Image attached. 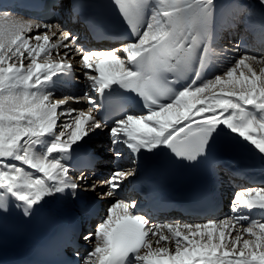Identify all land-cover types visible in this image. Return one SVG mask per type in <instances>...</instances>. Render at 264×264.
<instances>
[{
  "label": "snow or ice",
  "instance_id": "snow-or-ice-1",
  "mask_svg": "<svg viewBox=\"0 0 264 264\" xmlns=\"http://www.w3.org/2000/svg\"><path fill=\"white\" fill-rule=\"evenodd\" d=\"M115 3L130 37L105 49L85 48L58 24L0 13V211L15 201L30 215L48 197L99 186L106 189L99 197L113 202L83 236L91 247L79 264H264V186L237 192L232 215L222 219L152 223L135 211V201L119 196L135 168H116L91 184L84 170L72 174L74 146L104 129L116 160L127 153L135 163L167 148L196 161L226 130L264 159V56L244 52L206 76L215 55V0ZM258 4L264 9V0ZM74 61L88 91L57 98V79L73 71ZM124 93L132 94L135 109ZM69 100L89 107H63ZM109 106L119 109L111 126L96 115ZM85 167H94L92 158Z\"/></svg>",
  "mask_w": 264,
  "mask_h": 264
},
{
  "label": "bare ground",
  "instance_id": "bare-ground-1",
  "mask_svg": "<svg viewBox=\"0 0 264 264\" xmlns=\"http://www.w3.org/2000/svg\"><path fill=\"white\" fill-rule=\"evenodd\" d=\"M82 1L83 0H68L61 8V17L59 19V22L56 24L60 25L63 30L71 32L74 36H76L75 33H79L76 36L79 38L78 43L89 49L88 45L90 41L86 36L84 27L82 26L83 24L80 22L79 18L71 12L72 7H79ZM215 3V11H220L221 15L217 25V34L219 35V37H216L217 34H212L211 47L217 51V54L215 57L216 69L210 75V77L215 73L223 72L230 62L234 61L244 52L264 56V19L263 22L259 25H256L255 22L252 21V16L260 11V9L257 7V3L254 0H215ZM12 16L18 19L29 20L19 15ZM240 23H242V25L239 26ZM241 27L244 28L246 32H250V34L252 35V42L255 41L253 43V45L255 46H251L250 49L248 48L249 50H246L245 44H242L237 49L236 46L233 45V42L236 41L235 36L238 34ZM53 31H55V29H53ZM229 34L233 35V39L229 37ZM254 35L256 37H253ZM221 37L224 38L222 42H220ZM260 44H262L261 48H259ZM25 55L27 54L25 53ZM54 58L58 59V57H55V53ZM76 58L79 59V54H77ZM73 69L76 70V73L78 75L76 81L85 88V91H88L87 81L82 75V65L75 63L74 61ZM60 79L61 77L57 80ZM64 79H66L65 76ZM53 91L57 98L71 96L69 95L70 92L68 91H60L57 84ZM90 94L95 96V93ZM63 107H72L76 109L86 110L89 107V104L86 100H82L79 103L69 100ZM66 118L67 117H65V119ZM215 137H217L219 140L214 144V148L224 149L226 157L224 165L231 164L232 166H240L241 162H238L240 159H256L258 165L245 166L243 170L247 171L250 175L253 174L251 177L256 181L261 180L263 182L264 159L261 158V155L258 153V150H255L254 146L250 145L248 142L243 141L242 138L238 137L236 134H231L227 130L221 135ZM74 147L77 151L83 150V152H89L97 157L98 163L96 165V170H84L85 175L88 177V184H91L94 181L106 179L109 176V171L112 172L114 169L119 167L136 169V174L124 181L122 190L119 192V196L127 201H133L135 197V193L133 192V180L137 177L138 173H140L145 168L146 163L151 161L150 159L153 156V158L158 156V154L163 149H159L153 153L146 152L142 157L138 158L135 163L132 162L127 153H125L124 158L116 160V158L110 157V154L113 153V144L112 137L107 129L96 130V132L89 138H85L84 142H81L78 146ZM212 149L213 148H208L207 150L211 151ZM196 161L200 160L197 159ZM137 163L138 165H136ZM71 167L72 174L74 176L80 174L81 170H75L74 166ZM222 175L224 178V194L229 197L234 193L235 186L240 181H238L234 176H229L226 172L222 173ZM243 184L245 183L243 182ZM262 185L263 184L257 185L256 187H261ZM246 186L251 187V185H249L248 183H246ZM252 187H254V185H252ZM105 190V188L98 186L97 191L93 192L90 189L85 190L82 187L78 189L75 194H73L70 190L62 194H57L56 196L46 198L45 201H42L40 204L34 207L30 215L44 216L47 218L51 217L53 213L56 215H69L67 223L71 231H74V229L79 226L83 230V235L80 239L79 247L77 249H73L71 253V255L78 257V259L81 261L91 247V245L84 241L83 236L88 232L95 230L96 225L105 217L107 213L109 201L113 200L112 198H107V202L104 203L98 199V193ZM79 200L81 202L80 206L78 205ZM232 202L233 200L227 198L225 208L221 213L223 214V218L232 215ZM13 203L19 210L24 212L22 205L18 206L15 201H13ZM139 209L140 206L136 205L135 211L138 212ZM94 214L98 215V220H92V227L90 229L89 227H87V222L88 220H90V216ZM253 214L256 216L261 215L258 210H254ZM219 216L217 217V219L219 218ZM84 217L86 219V223L83 221ZM160 222L164 223L163 221ZM77 252L79 253V255L76 254Z\"/></svg>",
  "mask_w": 264,
  "mask_h": 264
},
{
  "label": "rangeland",
  "instance_id": "rangeland-1",
  "mask_svg": "<svg viewBox=\"0 0 264 264\" xmlns=\"http://www.w3.org/2000/svg\"><path fill=\"white\" fill-rule=\"evenodd\" d=\"M256 3H257V7L260 9V11L258 12V13H256V14H254L252 17H253V20L252 21H254L255 22V24L256 25H259V24H261L262 22H263V19H264V9H262L260 6H259V4H258V0H254ZM251 17V16H250ZM242 28V27H241ZM240 31V30H239ZM246 33V34H245ZM245 33H242V29H241V31L240 32H238V35H236V41H234L233 42V45H235L236 46V49L239 47V46H241L243 43H241V42H244V41H242V40H244V37H247L246 39H245V41L246 42H249V43H252V45H250V46H248L247 45V43L245 44L246 46H245V48H246V50L249 48L250 49V47L251 46H255V45H253V43L255 42V41H253L252 42V40H251V37H252V35L250 34V32H246L245 31ZM32 43H34V41H32ZM230 47H232V46H230ZM248 49V50H249ZM264 55V54H263ZM110 157L111 158H115L114 157V154L113 153H111L110 154ZM110 172V171H109ZM111 173H109L108 175H110ZM236 187V186H235ZM252 187V186H251ZM244 188H246V185H238L237 187H236V189H235V191H234V193L232 194V195H230L229 197H228V199H230L231 197H232V199L234 198V195L237 193V192H239L241 189H244ZM247 188H248V186H247ZM98 198H99V195H98ZM100 199V201H102V202H106L108 199L107 198H105V199H103L102 200V198H99ZM113 202V200H110L109 201V204L110 203H112ZM223 218V216H221V218L220 219H222ZM167 220V219H166ZM164 222V221H163ZM165 223V222H164ZM169 223H174V222H169Z\"/></svg>",
  "mask_w": 264,
  "mask_h": 264
}]
</instances>
